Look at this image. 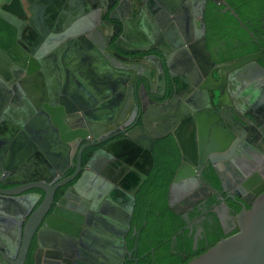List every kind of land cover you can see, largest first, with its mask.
<instances>
[{
	"label": "water",
	"instance_id": "obj_1",
	"mask_svg": "<svg viewBox=\"0 0 264 264\" xmlns=\"http://www.w3.org/2000/svg\"><path fill=\"white\" fill-rule=\"evenodd\" d=\"M125 1L0 0V264H25L31 246L32 264H122L133 250L122 252L125 234L118 229L130 227L154 140L171 134L181 153L168 191V206L177 213L176 188L186 171L196 175L200 168L185 155L181 131L188 119L201 151L223 152L229 145L230 136L219 137L211 118L201 112L184 118L189 102L176 97L179 81L219 90L189 71L191 57L199 67L200 56L209 58L202 35L193 36L202 26L194 17L203 20L208 0H148V28L142 2L128 0L130 12L123 15ZM262 29L264 40V17ZM152 46L159 54L142 55ZM261 59L263 52L252 53L234 67L264 85ZM89 62L101 70L87 69ZM167 84L171 99L144 106L162 101ZM85 121L105 128L86 138ZM80 138L88 140L81 147ZM87 148L93 152L82 164ZM262 175L257 181L264 182ZM256 184L248 193H227L240 199L238 230L186 264H264V186L254 190Z\"/></svg>",
	"mask_w": 264,
	"mask_h": 264
},
{
	"label": "flooded vegetation",
	"instance_id": "obj_2",
	"mask_svg": "<svg viewBox=\"0 0 264 264\" xmlns=\"http://www.w3.org/2000/svg\"><path fill=\"white\" fill-rule=\"evenodd\" d=\"M199 1L195 0V4L198 5ZM207 3L203 9V20L199 16L194 17L202 26L199 29L194 27L193 36L195 38V32L197 35H202L209 58L200 56L201 66L199 67L195 59L191 57L192 64H189V71H197V75L192 73L194 75H191V77H200V82L207 86L218 87L219 90H199L188 83L185 84V82L179 81L176 97L182 101L189 102L190 108L186 109L187 113L184 118L192 113L201 112V118H211V124H215V133L219 137L230 136V141L227 149L223 152L213 151L206 154V147L204 150H200L197 131H192L191 135L190 131L194 127L191 118L188 119L181 131L186 157L194 161L195 165L200 168L195 170L196 175H191L190 171H186L187 178L183 184L176 188L173 204L185 215L186 219L185 225L179 232L187 230L188 236L192 237L194 249L200 245L201 241L207 240L209 234H221L220 238H222L238 230L234 226V220L236 214L241 210V205L236 203L240 199L238 197L231 199L227 197V193L230 196H233L234 193H248L247 188L255 182L257 184L253 186L254 190L264 186L263 181H257L259 174H263L262 178L264 179V85L258 84L255 80L245 79L246 71L243 68L234 67L238 59L244 56L260 51L264 53V45L258 50L242 54V49L239 48V45L228 48L224 42L219 40L212 41L208 48L206 46L207 36L204 18ZM215 4L224 6L222 8L223 12L229 9L226 0L221 4ZM184 47L183 49L182 47L179 48V58H182L183 54L188 50L186 46ZM149 53L159 54V51L152 46L147 53L142 55ZM258 63L264 69V59L258 60ZM174 66L173 70L176 72L181 68L176 60ZM214 68L222 72V79L217 78L218 74ZM235 80H238V82ZM158 93L160 94V92ZM173 95L170 85L167 84L163 100L155 102H153L154 100H149L146 106L154 103L164 104ZM223 121L233 130L232 135L225 132L226 126L222 123ZM81 128L85 132L86 138H89L93 132L104 130L105 125H96L85 121L82 122ZM87 141L80 138L79 147L87 143ZM90 149H85L82 164L86 153ZM211 160L214 162L215 169L212 168ZM201 161H204V163L200 164ZM68 175L64 174L62 178ZM218 175L225 184V191L222 190L220 183L218 185L215 182V176ZM242 204L246 209L250 207V204L243 202ZM80 214L83 218L87 217L86 213ZM132 226V221H130V227L127 232L122 228L118 229L121 235L125 234L124 244L126 248L122 252L126 251L128 253L133 250L132 258L128 259L126 254L120 261L122 264H127L129 261L137 259L138 235L137 230L134 233L135 226ZM219 226H221V230H219ZM83 227L81 232H84ZM86 229L90 230L89 228ZM130 242H132L131 245H129ZM174 242H176L175 236L171 238L170 243L174 244ZM32 249L33 247L31 246L27 258ZM78 249L76 247L73 255L79 254ZM153 263H156V261L153 260Z\"/></svg>",
	"mask_w": 264,
	"mask_h": 264
},
{
	"label": "trees",
	"instance_id": "obj_3",
	"mask_svg": "<svg viewBox=\"0 0 264 264\" xmlns=\"http://www.w3.org/2000/svg\"><path fill=\"white\" fill-rule=\"evenodd\" d=\"M226 4L229 9L223 12L224 6H217L211 1L207 3L204 13L206 46L209 48L212 41L219 40L228 48L239 45L241 54L262 48L264 0H226ZM148 101H144V106ZM92 152L93 149H90L86 153L83 164ZM151 155L152 167L135 194L131 215L138 235L137 261L131 260L127 264H186L214 245L222 235L209 234L207 240L193 248L192 237L188 236L187 230L179 232L185 225L183 213H177L168 206L169 187L181 161L175 138L168 135L155 139ZM215 179L219 185L218 177L215 176ZM174 236L176 242L171 244ZM25 264H32L31 253Z\"/></svg>",
	"mask_w": 264,
	"mask_h": 264
},
{
	"label": "crops",
	"instance_id": "obj_4",
	"mask_svg": "<svg viewBox=\"0 0 264 264\" xmlns=\"http://www.w3.org/2000/svg\"><path fill=\"white\" fill-rule=\"evenodd\" d=\"M5 1H10V0H5ZM140 1L142 2V3H141V6L144 5V8H145V7H146V2H147L148 0H135V3L140 2ZM120 12H121L123 15H127V14L130 12V10H129L128 0H126V1L121 5V7H120ZM146 12L149 14V16L147 15L148 17L146 16V19H147V24H146V26H147V28H148L149 25H150V23L152 22V20L149 19V17H151L152 15H151V12L147 9V7H146ZM147 28H146V29H147ZM157 33H159V32H157ZM99 36H100V39H101V37H103V32H102V34H100ZM140 42H141V41H139V42L135 41L136 46H139V45H140ZM166 42H167V41H166ZM94 68H98L99 70H101V65H96V64H93V63L89 62V64L87 65V69L92 70V69H94Z\"/></svg>",
	"mask_w": 264,
	"mask_h": 264
}]
</instances>
